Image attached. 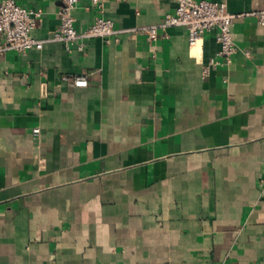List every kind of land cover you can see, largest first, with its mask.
Returning a JSON list of instances; mask_svg holds the SVG:
<instances>
[{
	"label": "crops",
	"instance_id": "crops-1",
	"mask_svg": "<svg viewBox=\"0 0 264 264\" xmlns=\"http://www.w3.org/2000/svg\"><path fill=\"white\" fill-rule=\"evenodd\" d=\"M210 1L240 16L230 64L216 31L137 32L175 0H106L108 40L0 57V264H264V0ZM17 2L51 38L62 1Z\"/></svg>",
	"mask_w": 264,
	"mask_h": 264
},
{
	"label": "built area",
	"instance_id": "built-area-1",
	"mask_svg": "<svg viewBox=\"0 0 264 264\" xmlns=\"http://www.w3.org/2000/svg\"><path fill=\"white\" fill-rule=\"evenodd\" d=\"M63 6L60 10V26L47 40H37L31 36L41 17L40 11L25 8L17 0H0V57L9 52L26 55L31 50H41L48 42H57L65 46L68 51L73 47L85 50L90 40L106 39L116 35L113 20L104 16L106 0H88L98 12L94 23L86 30L79 32L76 29L74 9L82 0H61ZM177 8L174 14H168L162 23L157 26L138 29L137 32L147 36L149 41H156L159 28L183 27L188 32L190 45H195L206 34L217 32V41L220 45L219 56L230 64L237 48L232 36V29L240 17L229 13L225 3L210 0H175ZM256 18L257 23L264 27V9L248 14ZM217 63L212 61L204 70L207 77L212 66ZM74 88H87V76H74L70 79ZM40 130H34L39 134Z\"/></svg>",
	"mask_w": 264,
	"mask_h": 264
}]
</instances>
